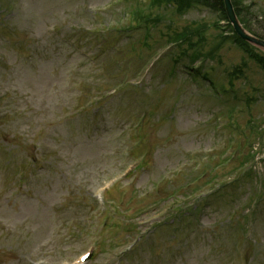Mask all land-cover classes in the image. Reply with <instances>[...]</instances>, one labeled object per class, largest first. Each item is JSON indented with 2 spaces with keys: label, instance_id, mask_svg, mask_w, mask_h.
I'll use <instances>...</instances> for the list:
<instances>
[{
  "label": "rangeland",
  "instance_id": "374dc122",
  "mask_svg": "<svg viewBox=\"0 0 264 264\" xmlns=\"http://www.w3.org/2000/svg\"><path fill=\"white\" fill-rule=\"evenodd\" d=\"M242 1L252 27L264 34V0ZM130 3L136 4L0 0V264H70L83 248L79 231L90 230L95 209L94 215L109 211L107 202L95 201L92 194L107 180L119 179L134 156L144 153L145 163L135 176L115 188L121 210L116 221L125 229L91 233L104 240L103 248L112 245L89 264H264V161L256 169L259 156L250 176L247 170H232L238 161L232 167L223 159L214 172L202 175L207 180L214 173L223 183L215 196L197 206L192 198L193 214L181 212L173 222L166 215L153 225L168 226L151 232L131 251L119 252L132 238L127 237L131 224L136 231L143 229L138 221L162 208L170 194L188 200L186 192L204 173L207 156L226 153L236 141L233 151L239 147L241 157L257 152L264 139V70L231 42L199 72L189 58L173 65L170 56L179 46L169 57L165 50L156 53L154 76L142 89L126 86L109 94L139 66L129 43L140 46L145 26L127 32L122 26ZM217 18L197 6L181 15L166 13L157 26H147L149 42L160 47L187 25L208 23V50L215 43ZM104 27L107 32L97 31ZM243 59L248 66L234 90L229 87L223 101H214L211 92L224 93L219 81H226ZM229 111L237 128L225 117ZM144 112L137 136L128 127ZM139 137L146 144L133 154ZM259 180L263 193L249 208ZM157 185L161 189L153 190ZM134 195L145 206L136 216L130 204Z\"/></svg>",
  "mask_w": 264,
  "mask_h": 264
},
{
  "label": "water",
  "instance_id": "95a60500",
  "mask_svg": "<svg viewBox=\"0 0 264 264\" xmlns=\"http://www.w3.org/2000/svg\"><path fill=\"white\" fill-rule=\"evenodd\" d=\"M226 1V4H227V8H228V12H229V15H230V18L232 19V21L234 22V25L237 29V31L247 40L249 41H252V42H255L257 44H260L261 46L264 47V42L248 35L243 29L242 27L240 26L239 22L237 21V18L232 10V5H231V2L230 0H225Z\"/></svg>",
  "mask_w": 264,
  "mask_h": 264
},
{
  "label": "trees",
  "instance_id": "16d2710c",
  "mask_svg": "<svg viewBox=\"0 0 264 264\" xmlns=\"http://www.w3.org/2000/svg\"><path fill=\"white\" fill-rule=\"evenodd\" d=\"M187 4H189L191 1L196 2V3H204V4H209V2H218L221 6H222V0H184ZM185 3V5L187 6V4ZM210 5V4H209ZM240 10H238L237 8V12L239 13ZM240 15V13H239Z\"/></svg>",
  "mask_w": 264,
  "mask_h": 264
}]
</instances>
